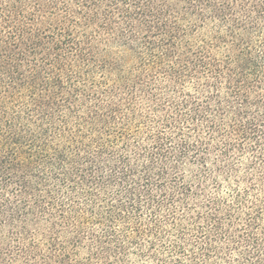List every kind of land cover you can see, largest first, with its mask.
Returning <instances> with one entry per match:
<instances>
[{"label": "trees", "instance_id": "trees-1", "mask_svg": "<svg viewBox=\"0 0 264 264\" xmlns=\"http://www.w3.org/2000/svg\"><path fill=\"white\" fill-rule=\"evenodd\" d=\"M227 5L197 48L169 0H0V264H264V2Z\"/></svg>", "mask_w": 264, "mask_h": 264}, {"label": "rangeland", "instance_id": "rangeland-1", "mask_svg": "<svg viewBox=\"0 0 264 264\" xmlns=\"http://www.w3.org/2000/svg\"><path fill=\"white\" fill-rule=\"evenodd\" d=\"M243 1L249 8L254 5H260L262 7V3L264 2V0ZM228 2L231 6V0H169L171 7L176 9V18L178 24L181 25L183 32H186L187 35L190 36L197 44V48L200 46V44H202L204 39L209 38L213 28H217L218 26L222 25V30L220 33L221 35H225V25H227V20L223 23L219 22V13H221L219 9L227 7ZM234 7H236V10L239 8L236 5ZM227 13H229V11ZM117 18L122 17L118 15ZM260 19L261 22H259L261 23L260 25H262L264 20V11L261 13ZM193 55H195L197 58L202 57L201 53L199 52H193ZM213 56L215 58L219 57L218 54H214ZM202 59L204 58L202 57ZM216 61L217 60L214 59V63H216ZM172 65L177 67L176 61H174ZM41 237H43L42 232L41 236H39V234H35L34 242H40Z\"/></svg>", "mask_w": 264, "mask_h": 264}]
</instances>
